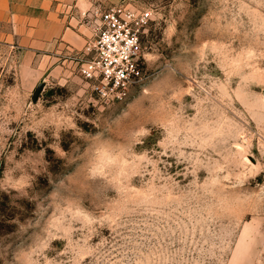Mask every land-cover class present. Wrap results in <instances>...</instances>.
<instances>
[{
    "label": "rangeland",
    "instance_id": "1",
    "mask_svg": "<svg viewBox=\"0 0 264 264\" xmlns=\"http://www.w3.org/2000/svg\"><path fill=\"white\" fill-rule=\"evenodd\" d=\"M127 1V102L0 46V264H264V0Z\"/></svg>",
    "mask_w": 264,
    "mask_h": 264
},
{
    "label": "built area",
    "instance_id": "2",
    "mask_svg": "<svg viewBox=\"0 0 264 264\" xmlns=\"http://www.w3.org/2000/svg\"><path fill=\"white\" fill-rule=\"evenodd\" d=\"M74 11L92 35L81 52H68L101 101H129L143 82L141 31L152 10L127 0H75Z\"/></svg>",
    "mask_w": 264,
    "mask_h": 264
},
{
    "label": "crops",
    "instance_id": "3",
    "mask_svg": "<svg viewBox=\"0 0 264 264\" xmlns=\"http://www.w3.org/2000/svg\"><path fill=\"white\" fill-rule=\"evenodd\" d=\"M75 0H0V46L24 51L35 69L56 70L68 52H81L91 31L81 25Z\"/></svg>",
    "mask_w": 264,
    "mask_h": 264
},
{
    "label": "water",
    "instance_id": "4",
    "mask_svg": "<svg viewBox=\"0 0 264 264\" xmlns=\"http://www.w3.org/2000/svg\"><path fill=\"white\" fill-rule=\"evenodd\" d=\"M41 88H42V86H39V87L37 88V90L35 91L34 96H33V99H34V100H35L36 97L38 96V94H39Z\"/></svg>",
    "mask_w": 264,
    "mask_h": 264
}]
</instances>
